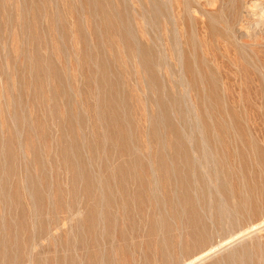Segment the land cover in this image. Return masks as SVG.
<instances>
[{
	"label": "rangeland",
	"instance_id": "obj_1",
	"mask_svg": "<svg viewBox=\"0 0 264 264\" xmlns=\"http://www.w3.org/2000/svg\"><path fill=\"white\" fill-rule=\"evenodd\" d=\"M263 235L264 0H0V264H264Z\"/></svg>",
	"mask_w": 264,
	"mask_h": 264
},
{
	"label": "bare ground",
	"instance_id": "obj_2",
	"mask_svg": "<svg viewBox=\"0 0 264 264\" xmlns=\"http://www.w3.org/2000/svg\"><path fill=\"white\" fill-rule=\"evenodd\" d=\"M112 23V22H111ZM106 28V27H105ZM85 37V36H84ZM122 39V38H121ZM88 41V40H87ZM152 65V64H151ZM162 75V74H161ZM149 81V80H148ZM194 85V84H193ZM212 86V85H211ZM110 95V94H109ZM208 98V97H207ZM209 99V98H208ZM172 101V100H171ZM120 102V101H119ZM142 102V101H141ZM32 105V104H31ZM231 109V108H230ZM231 111V110H230ZM232 114V113H231ZM113 115V114H112ZM169 115V114H168ZM182 117V116H181ZM113 118V117H112ZM201 118V117H200ZM252 118V117H251ZM256 119V118H255ZM81 120V119H80ZM111 120V119H110ZM175 121V120H174ZM110 122V121H109ZM158 127V126H157ZM227 129V128H226ZM116 132V131H115ZM225 133V132H224ZM173 134V133H172ZM176 134V133H175ZM178 134V133H177ZM211 134V133H210ZM120 140V139H119ZM169 140V139H168ZM181 140H183V139H181ZM206 146V145H205ZM47 147V146H46ZM175 147V146H174ZM194 147V146H193ZM235 147V146H234ZM220 148V147H219ZM187 149V148H186ZM195 149V148H194ZM175 150V149H174ZM179 150V149H178ZM178 152V151H177ZM183 153V152H182ZM188 153V152H187ZM180 154V153H179ZM190 154V153H189ZM187 156V155H186ZM136 158V157H135ZM201 158V157H200ZM258 158V157H257ZM137 160V159H136ZM161 160V159H160ZM129 162V161H128ZM213 162V161H212ZM168 163V162H167ZM224 163V162H223ZM124 164H125V162H124ZM129 164V163H128ZM127 164V165H128ZM248 164V163H247ZM126 165V166H127ZM220 165V164H219ZM218 165V166H219ZM118 166V165H117ZM116 166V167H117ZM129 166V165H128ZM121 167V166H120ZM122 167H124V166H122ZM131 167V166H130ZM115 169V168H114ZM118 169V168H117ZM131 169H132V167H131ZM167 169V168H166ZM165 169V170H166ZM170 169V168H169ZM172 169V168H171ZM125 170H126V168H125ZM130 170V169H129ZM128 170V171H129ZM168 170V169H167ZM166 170V171H167ZM123 171V170H122ZM127 171V173H129ZM123 173V172H122ZM126 173V172H125ZM126 173V174H127ZM131 173V172H130ZM256 173V172H255ZM179 174V173H178ZM130 175V174H129ZM129 175L127 174V176L129 177ZM130 176H132V175H130ZM172 177V176H171ZM135 178V176H133V179ZM212 179V178H211ZM179 180V179H178ZM193 180V179H192ZM128 181V180H127ZM194 181V180H193ZM146 182V181H145ZM235 183V182H234ZM156 184V183H155ZM163 184V183H162ZM150 186V185H149ZM239 188V187H238ZM254 188V187H253ZM259 188V187H258ZM142 189V188H141ZM206 189V188H205ZM204 190V189H203ZM231 190V189H230ZM255 190V189H254ZM258 191V190H257ZM263 191V190H262ZM201 192V191H200ZM254 194H255V192H254ZM178 195V194H177ZM253 195V194H252ZM139 196V195H138ZM225 196V195H224ZM197 197V196H196ZM252 197V196H251ZM137 198V197H136ZM188 198H190V197H188ZM213 198V197H212ZM193 199V198H192ZM256 199V198H255ZM176 200V199H175ZM190 200V199H189ZM181 201V200H180ZM191 201V200H190ZM203 201V200H202ZM252 201V200H251ZM253 201H254V199H253ZM201 202V201H200ZM249 202V201H248ZM257 202V201H256ZM186 204V203H185ZM228 204V203H227ZM256 205V204H255ZM254 205V206H255ZM93 206V205H92ZM202 206V205H201ZM159 207V206H158ZM195 207V206H194ZM261 207V206H260ZM253 208V207H252ZM195 209H196V207H195ZM224 209V208H223ZM193 210V209H192ZM184 212V211H183ZM200 212V211H199ZM216 212V211H215ZM195 213V212H194ZM227 213V212H226ZM196 214H197V212H196ZM208 214V213H207ZM171 215V214H170ZM194 215V214H193ZM105 216V215H104ZM200 217V216H199ZM252 217V216H251ZM113 218V217H112ZM196 218V217H195ZM116 220V219H115ZM197 221V220H196ZM201 221V220H200ZM171 222V221H170ZM192 223V222H191ZM194 223V222H193ZM224 223V222H223ZM228 223V222H227ZM230 223V222H229ZM169 224V223H168ZM198 224V223H197ZM263 224V223H262ZM226 225V224H225ZM164 226V225H163ZM169 226V225H168ZM222 226V225H221ZM40 227V226H39ZM110 227V226H109ZM199 227V226H198ZM257 227V226H256ZM115 228V227H114ZM166 228V227H165ZM191 228V227H190ZM197 228V227H196ZM208 228V227H207ZM239 228V227H238ZM135 230V229H134ZM230 230V229H229ZM37 231V230H36ZM74 231V230H73ZM203 231V230H202ZM201 231V232H202ZM209 231V230H208ZM211 231V230H210ZM235 231V230H234ZM197 232V231H196ZM200 232V231H199ZM199 232H198V234H199ZM200 232V233H201ZM213 232V231H212ZM165 233V232H164ZM168 233V232H167ZM205 233H207V232H205ZM205 233L203 232L202 234H204L205 235ZM38 234V233H37ZM135 234V233H134ZM195 234H197V233H195ZM194 234V235H195ZM210 234V233H209ZM197 236V235H196ZM207 236H209V235H207ZM211 236V235H210ZM223 236V235H222ZM247 236V235H246ZM264 236V235H263ZM198 237V236H197ZM162 238V237H161ZM196 238V237H195ZM201 238V237H200ZM123 239V238H122ZM202 240V239H201ZM200 241V240H199ZM175 243V242H174ZM125 244V243H124ZM21 245V244H20ZM167 245V244H166ZM180 245V244H179ZM182 245V244H181ZM84 248V247H83ZM112 249V248H111ZM166 251V250H165ZM208 251V250H207ZM159 252V251H158ZM179 252V251H178ZM41 253V252H40ZM39 254V253H38ZM140 254V253H139ZM130 255V254H129ZM146 255V254H145ZM159 255V254H158ZM148 257V256H147ZM39 258V257H38ZM112 258V257H111ZM159 258V257H158ZM115 260V259H114ZM86 262V261H85ZM144 263V262H143Z\"/></svg>",
	"mask_w": 264,
	"mask_h": 264
}]
</instances>
